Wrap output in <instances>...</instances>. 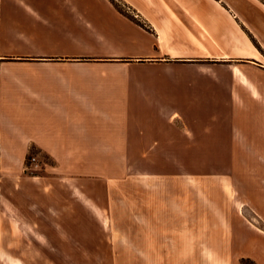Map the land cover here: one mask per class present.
Instances as JSON below:
<instances>
[{"label": "crops", "instance_id": "obj_1", "mask_svg": "<svg viewBox=\"0 0 264 264\" xmlns=\"http://www.w3.org/2000/svg\"><path fill=\"white\" fill-rule=\"evenodd\" d=\"M260 51L264 0H0V170L27 149L59 165L93 163L97 149L159 147L142 117L210 115V100L225 88L239 101L262 97L242 73L248 65L221 63L264 67ZM64 175L44 181L55 197L66 192L48 206L69 229L61 244L71 245L78 205L65 181L80 178ZM4 207L13 254L22 219ZM66 248L65 259L81 260L80 246ZM201 252L184 259H206ZM158 254L180 259L172 247Z\"/></svg>", "mask_w": 264, "mask_h": 264}, {"label": "rangeland", "instance_id": "obj_2", "mask_svg": "<svg viewBox=\"0 0 264 264\" xmlns=\"http://www.w3.org/2000/svg\"><path fill=\"white\" fill-rule=\"evenodd\" d=\"M221 63L248 65L242 73L263 92L264 80L255 77L264 76V67ZM218 94L210 115L142 117L150 121L141 126L158 131L159 147L97 149L93 163L59 165L27 149L11 170L3 166L0 264H264V92L255 99L244 93L242 101L226 88ZM69 173L80 178L65 181L78 205L76 243L64 245L69 229L54 221L48 205L67 199L66 192L60 187L55 197L46 179ZM6 205L22 219L14 226L13 254ZM64 246L73 252L80 246L81 260L65 259ZM161 246L180 259H159ZM198 249L206 259H184Z\"/></svg>", "mask_w": 264, "mask_h": 264}, {"label": "built area", "instance_id": "obj_3", "mask_svg": "<svg viewBox=\"0 0 264 264\" xmlns=\"http://www.w3.org/2000/svg\"><path fill=\"white\" fill-rule=\"evenodd\" d=\"M32 161H34V158L32 159Z\"/></svg>", "mask_w": 264, "mask_h": 264}]
</instances>
